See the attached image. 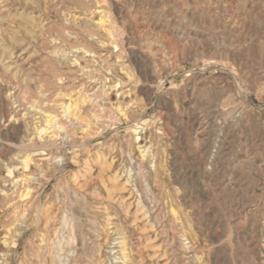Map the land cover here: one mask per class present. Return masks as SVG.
<instances>
[{"label":"rangeland","instance_id":"rangeland-1","mask_svg":"<svg viewBox=\"0 0 264 264\" xmlns=\"http://www.w3.org/2000/svg\"><path fill=\"white\" fill-rule=\"evenodd\" d=\"M0 264H264V0H0Z\"/></svg>","mask_w":264,"mask_h":264},{"label":"bare ground","instance_id":"bare-ground-1","mask_svg":"<svg viewBox=\"0 0 264 264\" xmlns=\"http://www.w3.org/2000/svg\"><path fill=\"white\" fill-rule=\"evenodd\" d=\"M108 19V18H107ZM107 23V22H106ZM101 25H102V23H101ZM100 25V26H101ZM107 25V24H106ZM102 28V27H101ZM72 61H74V60H72ZM78 93H80V92H78ZM89 100V99H88ZM89 103V102H88ZM64 107V106H63ZM73 109H74V107H73ZM65 110H66V113L67 114H69V112H70V109H69V107H66L65 108ZM72 111V110H71ZM65 112V111H64ZM48 118H49V120H47V122H48V125L46 126V127H48L50 130L51 129H53L54 128V125L56 124V123H54L55 121L53 120L54 118H52V117H50V116H48ZM68 119H69V117H68ZM54 121V122H53ZM57 122V121H56ZM56 129V128H55ZM49 131V130H48ZM56 130H52V131H49L48 133H46L47 135H52V137H50L51 138V141L52 140H54L53 138H54V135H55V132ZM83 132V131H82ZM57 136V135H56ZM47 137V136H46ZM56 139V138H55ZM85 143V142H84ZM21 181V180H20ZM52 209V208H51Z\"/></svg>","mask_w":264,"mask_h":264}]
</instances>
